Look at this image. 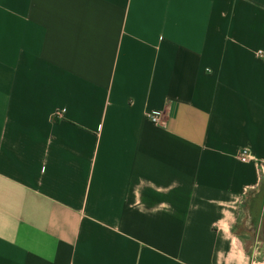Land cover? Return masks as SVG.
<instances>
[{
	"label": "crops",
	"instance_id": "crops-1",
	"mask_svg": "<svg viewBox=\"0 0 264 264\" xmlns=\"http://www.w3.org/2000/svg\"><path fill=\"white\" fill-rule=\"evenodd\" d=\"M262 188L264 0H0V264H264Z\"/></svg>",
	"mask_w": 264,
	"mask_h": 264
},
{
	"label": "trees",
	"instance_id": "trees-1",
	"mask_svg": "<svg viewBox=\"0 0 264 264\" xmlns=\"http://www.w3.org/2000/svg\"><path fill=\"white\" fill-rule=\"evenodd\" d=\"M263 197H264V190L262 188L258 193H256L254 196L250 198V201L246 203L247 204L246 225L251 226L255 224L256 216H257L258 208H259V206L257 208V198L262 199Z\"/></svg>",
	"mask_w": 264,
	"mask_h": 264
},
{
	"label": "built area",
	"instance_id": "built-area-1",
	"mask_svg": "<svg viewBox=\"0 0 264 264\" xmlns=\"http://www.w3.org/2000/svg\"><path fill=\"white\" fill-rule=\"evenodd\" d=\"M162 111H155V112H151L149 115H148V118L150 119L151 122L153 123H161V117H160V114H161ZM238 157L240 160L242 161H245L249 158V154H248V150L245 149V148H242L239 153H238Z\"/></svg>",
	"mask_w": 264,
	"mask_h": 264
},
{
	"label": "rangeland",
	"instance_id": "rangeland-1",
	"mask_svg": "<svg viewBox=\"0 0 264 264\" xmlns=\"http://www.w3.org/2000/svg\"><path fill=\"white\" fill-rule=\"evenodd\" d=\"M251 198V197H250ZM250 198L247 200V202L248 201H250ZM262 203V199H259V198H257V208H258V206L260 205ZM256 214V213H255ZM244 226L245 227H249L248 225H246V224H244ZM243 228V227H242ZM241 229V228H240ZM261 233H262V230H261ZM262 235V234H261Z\"/></svg>",
	"mask_w": 264,
	"mask_h": 264
}]
</instances>
